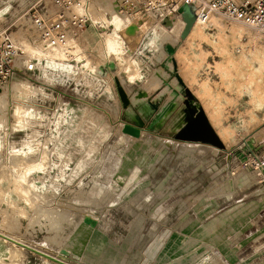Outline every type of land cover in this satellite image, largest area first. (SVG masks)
I'll return each mask as SVG.
<instances>
[{
  "label": "rangeland",
  "instance_id": "rangeland-1",
  "mask_svg": "<svg viewBox=\"0 0 264 264\" xmlns=\"http://www.w3.org/2000/svg\"><path fill=\"white\" fill-rule=\"evenodd\" d=\"M42 9L53 12L55 7L50 0H0V46L10 37L18 51L14 74L4 89L7 92L13 83L29 86V96L19 94L14 101H25L34 114L21 126L7 99L8 107H0V176L10 174L11 180L13 157H18L12 151L29 141L41 149L47 145L51 166L48 174L31 175L42 197L36 210L20 200L8 178L0 182V191L5 192L0 193V233L51 257L69 250L70 264H245L242 260L248 254L237 256L238 250L249 246V253L264 245V223L250 228L264 208V169L244 166L251 165L247 160L251 151L264 162V129L256 133L264 128V106L254 101L257 96L264 99V80L256 94L247 89V67L240 55L247 48L264 50V35L218 17L227 26L223 33L230 45L227 57L206 42L184 43V23L169 31L171 36L161 30L147 36L141 31L132 41L126 37L130 29L124 30L129 52L143 74L134 84L118 76L132 103L125 117L116 82L110 78L78 70L73 58L60 61H71L74 70L45 68L43 60L56 59L39 61L21 49L25 40L33 47L59 51L58 45L39 42L32 17ZM240 27L243 35L233 37V30ZM210 34L216 36L217 31L212 28ZM75 39L88 49L82 36ZM230 56H236L239 65L220 69L217 64L227 65ZM91 59L96 62L93 55ZM140 92L147 96L134 101ZM188 100L211 117L226 150L189 147L173 139V122ZM139 117L145 128L142 139L123 137V122ZM36 158L37 153L32 156ZM24 210L26 217L21 214ZM8 249L0 241V252L6 254ZM20 260L55 264L27 250ZM263 260L264 255L258 264Z\"/></svg>",
  "mask_w": 264,
  "mask_h": 264
},
{
  "label": "bare ground",
  "instance_id": "bare-ground-1",
  "mask_svg": "<svg viewBox=\"0 0 264 264\" xmlns=\"http://www.w3.org/2000/svg\"><path fill=\"white\" fill-rule=\"evenodd\" d=\"M84 6H86V9H83ZM76 11L78 13H81V14L87 16L90 19V21L92 22V25L101 24V25L104 26L101 34H98L94 30L93 27L92 28H93L94 31L92 29H90L87 32V34H86V38L92 43V45L90 44V46L91 47H94V49L99 50V54L102 55L101 56V59H97L96 58L95 59L96 62H93L92 59H91V56L93 55V58L95 56H97V55H95L94 51H90L89 50L90 51V53H89L87 51L89 49V47L86 50L79 43L78 40L71 39V38L68 39L65 44L58 45L59 46V51H57V50H51V49L44 50L43 48L41 49V48H38V47H33L32 44H30L29 42H27L25 40H21V46H22L21 49L24 52L27 53V56H29V58H33V59H36V60H39V61L40 60H43L44 58H55L56 59V61L43 60V61H45V64H46L45 65V68H51L53 70H56V69H65V70H68V71L74 70L73 66L70 64L71 61H68V60L60 61L62 59H72L73 58L74 59V62H76V64H77V69L78 70L81 69V70L84 71V69H85L87 71H90L91 73L96 74V76H98L100 79H107L108 80V78H110L111 80L114 81V83L118 80V78H119L118 76L119 75H122L125 78L126 82H128L130 84H134L136 81H138V80H140L142 78V74H141V68L139 66V63L137 62V60H135L133 58V52H131V53L129 52L130 45H129V47L127 46V41H132L131 39H133L132 37L134 36V34L139 33V32L141 33V31L144 32V33L146 32V34H145L146 36L152 30H154L156 32H158L159 30H161V33L162 34H165V33L169 32V31L174 30L175 27H179V25H180V21H177L176 19L172 23V26L171 27H168L167 29H162V28L157 27L149 19L142 20V21H136V22L133 23L134 25L132 23L127 24V22L125 21V19L121 15H116L115 13L112 12V0H89V1H83L82 2V6L77 7L76 8ZM218 17H220V16L211 15L207 19H202V18L197 19L196 22L194 23V25H193V27H192L189 35L184 40V43H186V42L187 43H189V42H195V41H197V42H206V43L212 44L214 46V48L219 53H221L223 56H226L227 55V57H228L230 55V52H229V46L230 45L229 46L227 45L228 44L227 43L228 42L227 41L228 39H225L224 38V34H225L226 29H227V26L225 25L226 23L224 22L225 19L222 18V17H220V18L224 19V21H223V20H220ZM235 24H237V23H235ZM239 25H241V24H239ZM241 26H243V25H241ZM110 27H113V29H112L111 32H108V30H106V29H108ZM243 27H245V26H243ZM212 28L217 31L216 36H213V37L210 34ZM238 28H235L234 30L232 29L233 30V33H232V36L233 37H236L237 38L238 32L242 33L244 31V30H242L243 29L242 27H240L239 30H238ZM127 29H130L128 31V33L126 32V37H128L129 40H127L128 38L125 39V35L124 36L122 35V32L124 30H127ZM246 29H249V28L246 27ZM134 31H136V32L135 33H132ZM171 35L172 34H170V32L167 34V36H171ZM242 35H243V33H242ZM216 40H217L218 43L215 44V41ZM233 40H234V38H233ZM254 40H255V38H254ZM231 43H232V41H231ZM232 46H234V45H232ZM247 49L240 55L241 57L240 56L239 57L241 59L240 62H242L247 67L245 74L248 76L249 81H248V79L246 80V82H245V84L247 83L246 84V87L252 93L256 94L257 93L256 87L258 86V83L260 82L261 79H262V81L264 80L263 79L264 78V50H259V49H255V48H253V50L251 48L248 49V50ZM260 49H262V47ZM235 51H237V50H235ZM179 52H180V50H179ZM238 52H239V50H238ZM161 54H163V55L166 54L165 51L163 52V46L161 47ZM173 57H175V56H173ZM234 57H236V56H234ZM234 57L233 56H230L229 58H227L228 59V61H227L228 64L227 65H225L223 62H221L222 64L221 63L217 64L218 67L220 69H223L224 70L226 68H230V67H228L229 65H231V67L234 66V64H235V66L236 65H239L240 62L238 63L237 62L238 59L236 61V59ZM178 58H179V56H178ZM226 60H225V62H226ZM110 62H113L116 65V71L115 72L108 71L107 74H106V76H102L100 74V67L102 65H104L105 63H110ZM79 65H81V66H79ZM198 65H200V64H198ZM234 69H235V67H234ZM241 70H244V69H241ZM226 71H227V69H226ZM226 71H223V72H226ZM232 71L233 70H231V72ZM185 73H187V72H185ZM236 73H237V71H236ZM87 74H88V72H87ZM230 75H231V73H230ZM230 75H229V77H230ZM238 76H239V73H238ZM110 79H109V81H111ZM235 79L238 81L241 78H239V79L235 78ZM229 80H231V79H229ZM229 80H228V82H229ZM113 81H111V82L113 83ZM242 81H245V79L244 80L241 79L240 82L242 83ZM119 82H121V81L119 80ZM234 85H235V81H234ZM242 85H241V87H244ZM108 86H109V84H108ZM9 88L10 89H8L7 92L5 91L4 88L3 89H0V107L1 106L2 107H5L6 106V102H7L6 99H7L8 100V106L10 105V107H12L11 111H12V117H13V119H15V121H17V123L19 125L24 126L27 121H29L30 119L34 118L33 110L31 108L27 107V106H30V105H27L25 101L19 99L20 101H16L15 102L14 101V98L18 100L19 94H21V96H25V95L29 96V94L32 91L30 90V87L29 86H25L24 84L19 85L18 83L17 84H14L13 83L12 88L11 87H9ZM237 88H238V86H237ZM257 89L260 90L259 87H257ZM243 90H244V88H243ZM263 90H261V91H263ZM206 91H208V90H206ZM236 92H238V91H236ZM140 93L141 94L139 96H137V97L134 98V101H138V99L140 97L144 96V95L147 96L146 93H143V92H140ZM240 93H242V92H240ZM244 93H245V90H244ZM262 94H264V93H261V96H262ZM126 95H127V93H126ZM127 97H128V95H127ZM262 98H263V96H262ZM190 100H192V99H190ZM190 100H188L187 108L185 110L180 111L179 114L177 115L175 121L173 122V126H174V131L175 132L180 131L186 125V123L190 119L193 118V115L191 113V109H194V108L190 106V103H192V102H189ZM129 101H130V106L127 109H124L123 110V115L124 116L126 115V112L129 109H131L130 108L132 106L131 99H129ZM254 101L256 102V104L257 103H260L261 105L264 106V99L261 100L260 97L258 98V96H257V97H254ZM255 102L252 101V103H254V105H255ZM8 106H6V107H8ZM6 107H5V109H6ZM200 110H203V109H200ZM200 110H195V111L197 113ZM258 112H259V110H258ZM207 116H208V114H207ZM210 118H208L209 121H211ZM130 123L131 124L133 123L134 125H142L143 126V122H142V119L140 117H139L138 120L133 119L132 122H130ZM123 124H124V122H123ZM19 127H18V129H20ZM144 129L145 128H143V131L141 133V136L138 139L137 138H133V137H131L129 135H126V134H124L122 132L124 134L123 137L130 138V139H133V140H140V139H142V137L144 135ZM261 129H264V128H260V130L259 129L256 130V133L261 132L262 131ZM215 132H217V131H215ZM217 135H218L220 141L224 144L225 148L227 149L228 147L224 143V140H223L224 138L222 139V137L219 134H217ZM255 136L256 135H254L253 137H255ZM34 141H37V140L34 139ZM33 143L34 142H32V141L31 142L30 141L29 142H26L23 145V148L16 149V150H13L12 151V154H14L15 156L16 155L18 156L16 158L13 157V159L16 160V161L13 160L14 167H12L11 166L12 164H10V167H12V168H10V171L11 170H14L15 171V175H12L11 180L9 179L10 174L7 175L8 177L6 175L5 176L2 175V176H0V182L3 181V179L8 178L10 180V184L13 185L14 191L17 193L16 195L19 196L20 200L23 201L25 203V205L29 209L36 210L37 207H39L38 206L39 205L38 203H41V202H39V199L41 200L42 197H41V194L39 192V187H38V185H36L35 180L31 178V175L33 173H35V172L36 173H43V174L44 173H47L48 171H50L51 166H50V168L48 167L49 164H50V151L48 150L47 145L45 147L43 146L44 147L43 149H41L40 146H39V148H40L39 149L38 146L36 147L35 144H33ZM39 143H40V141H39ZM184 144L187 145V146H189V147H198V146H200V147H207L209 149H218L216 147H213V146H210V145H206V144H201V143H184ZM36 153H37V158L33 160L32 159V156L34 154H36ZM14 155H12V156H14ZM19 156L23 157V159H22L23 161L21 159L20 160L17 159V158H19ZM20 162H21V164H20ZM257 162L259 163L260 161L257 160L256 163ZM8 179H7V181H8ZM36 181H38V180H36ZM41 181H43V180L41 179ZM43 185H44L43 187L45 188V184H43ZM41 187H42V184H41ZM262 192H263V190H260L258 193L261 194ZM0 193H4L5 194V192H2V190L0 191ZM3 198H5V197H3ZM13 208L15 209V207H13ZM18 213H21V212H18ZM44 213H46V212H44ZM21 214L24 217L27 216L26 215L27 212H25V210L22 211ZM0 241H2V243H4V244L9 245V247H10V249L7 250L6 254H3L4 251H1L0 252V264H21L22 262H21L20 259L23 256L24 252L27 250L26 248H29L31 250L30 252H32V253H34L36 255H37V253H40V254L46 255L48 257H51L47 253H45L43 251H40V250H37V249H33L31 247H28V246L20 243L19 241L15 240L14 238H11L10 236L4 235V233H0ZM200 246L201 245L199 244L198 247H200ZM27 251H29V250H27ZM70 255H71V251L62 249V250L59 251L58 256H54L52 258H54L57 261H59L60 264L61 263H63V264H70V262L68 261V257ZM38 256L39 257H42L46 263H52V261H50L48 258L43 257L41 255H38ZM3 257H6L8 262L5 261V260H3ZM59 263H55V264H59Z\"/></svg>",
  "mask_w": 264,
  "mask_h": 264
},
{
  "label": "built area",
  "instance_id": "built-area-1",
  "mask_svg": "<svg viewBox=\"0 0 264 264\" xmlns=\"http://www.w3.org/2000/svg\"><path fill=\"white\" fill-rule=\"evenodd\" d=\"M50 1L55 7L53 12L42 9L32 17L33 25L40 35V43L46 46L63 45L70 38L82 36L88 27H93L98 34L102 33L103 25H92L87 16L76 11L83 1L89 0ZM183 6H190L197 19L217 15L230 23L241 24L264 35V0H112V12L121 15L127 24L149 19L162 29L168 28L164 25L167 20L173 23L176 19L183 23L179 14ZM137 55L142 53L138 51ZM17 57L15 43L6 37L0 46V89L10 82ZM32 68L31 65L26 67L28 71ZM247 160L251 161V165L245 163V167L254 165L264 169V162L254 152H250ZM257 160L260 162L256 163Z\"/></svg>",
  "mask_w": 264,
  "mask_h": 264
},
{
  "label": "water",
  "instance_id": "water-1",
  "mask_svg": "<svg viewBox=\"0 0 264 264\" xmlns=\"http://www.w3.org/2000/svg\"><path fill=\"white\" fill-rule=\"evenodd\" d=\"M179 14L181 15L183 23L185 25L182 35H181V39H185L189 35L194 23L197 20V17L194 14L193 9L190 6H183L179 10ZM164 25L166 27H171L172 22L170 20H167L164 23ZM167 51L169 54L174 53L173 48L170 46H167ZM108 71H111V72L116 71V65L113 62L105 63L104 65L100 67V74L102 76H106ZM116 88H117V93L120 98V101L122 102L123 109H127L130 106V101L124 89L120 86V83L118 80L116 81ZM189 97L192 98L190 94H189ZM191 113L193 115V118L190 119L180 131L175 133V135L173 136V139L177 142L201 143V144H206V145L216 147L220 150H226L224 144L220 141L214 128L210 124L206 113L203 110H200L199 112L196 113L194 109H191ZM142 131H143L142 125H134L131 123H124V127L122 129V132L124 134L129 135L133 138H137V139L140 138ZM26 249L31 251L29 248H26ZM37 255L46 257L52 262L59 263V261H57L56 259L52 257H48L40 253H37Z\"/></svg>",
  "mask_w": 264,
  "mask_h": 264
},
{
  "label": "crops",
  "instance_id": "crops-1",
  "mask_svg": "<svg viewBox=\"0 0 264 264\" xmlns=\"http://www.w3.org/2000/svg\"><path fill=\"white\" fill-rule=\"evenodd\" d=\"M90 29H92L93 30V28L92 27H90ZM90 29H87L86 31H84L83 32V35H82V38H83V42L85 43V44H87V47H89V49L87 50L89 53H90V51H94V52H96L95 51V49H94V47H91L90 45H89V42L87 41V39H86V34H87V32L90 30ZM94 31V30H93ZM166 35L168 34V32L167 33H165ZM146 36V35H145ZM164 48V47H163ZM90 50V51H89ZM91 55V54H90ZM95 55H97V56H95L97 59H101V56L102 55H99L97 52H96V54ZM175 56H176V54H175ZM135 60H137V59H135ZM172 61H174V57L172 56L171 57V59L169 60V62H171L172 63ZM141 74H142V72H141ZM142 77H143V74H142ZM128 83V82H127ZM167 87H170V86H167ZM176 93H177V91H176ZM139 111V110H138ZM128 116H129V114H128ZM252 222H253V225H251V227L250 228H256L255 227V225L254 224H256V222L258 223L259 222V224H262V223H264V208L261 210V212H260V214H259V216H258V218L255 220V219H252L251 220ZM258 224V225H259ZM250 228L248 229V230H250ZM264 229V228H263ZM236 234H239V231L236 233ZM262 239H264V237L262 238ZM248 251H249V246H247L246 248L245 247H241L239 250H238V252H237V256L238 255H241V254H244V253H247L248 255L245 257V260H242V262H245V264H258V260H259V258L262 256V255H264V245L259 249H257V251H251V252H249L248 253ZM250 255V256H249ZM263 264H264V260H263Z\"/></svg>",
  "mask_w": 264,
  "mask_h": 264
}]
</instances>
